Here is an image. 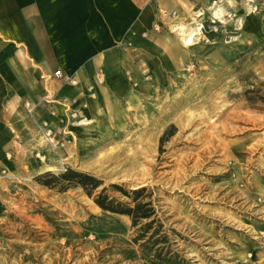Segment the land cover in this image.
<instances>
[{
	"label": "rangeland",
	"instance_id": "374dc122",
	"mask_svg": "<svg viewBox=\"0 0 264 264\" xmlns=\"http://www.w3.org/2000/svg\"><path fill=\"white\" fill-rule=\"evenodd\" d=\"M230 2H174L166 26L155 24L174 36L178 61L150 71L149 95L70 125L58 153L39 129L12 154L18 179H0V264H264V2ZM174 25L204 27L186 47ZM67 168L101 189L147 188L162 232L152 238L156 224L135 243L141 226L129 217L103 212L81 189L36 181Z\"/></svg>",
	"mask_w": 264,
	"mask_h": 264
},
{
	"label": "crops",
	"instance_id": "0c3cea01",
	"mask_svg": "<svg viewBox=\"0 0 264 264\" xmlns=\"http://www.w3.org/2000/svg\"><path fill=\"white\" fill-rule=\"evenodd\" d=\"M176 1L0 0V172L43 122L63 141L70 125L106 118L111 103L149 95L150 71L178 61L174 36L153 30L178 12Z\"/></svg>",
	"mask_w": 264,
	"mask_h": 264
},
{
	"label": "trees",
	"instance_id": "16d2710c",
	"mask_svg": "<svg viewBox=\"0 0 264 264\" xmlns=\"http://www.w3.org/2000/svg\"><path fill=\"white\" fill-rule=\"evenodd\" d=\"M176 127L171 126L161 139L163 144L166 139L175 135ZM36 181L49 189H57L64 193L70 189H81L83 193L92 199L97 207L103 212H108L116 215L127 216L131 219L132 227L140 228V234L135 238L134 242L143 241L154 230L155 225L158 228L152 235V238L158 236L163 229V225L158 219L156 210L152 201V194L147 188H140L133 191H127L120 185H110L104 187V182L84 172H78L71 168H67L60 175H55L51 172L44 173L36 177ZM110 193H120L123 197L130 200L129 203H122Z\"/></svg>",
	"mask_w": 264,
	"mask_h": 264
},
{
	"label": "built area",
	"instance_id": "2783aa9c",
	"mask_svg": "<svg viewBox=\"0 0 264 264\" xmlns=\"http://www.w3.org/2000/svg\"><path fill=\"white\" fill-rule=\"evenodd\" d=\"M254 11L256 12L257 11V7H255ZM202 26V29H203V25ZM153 30L155 32H161V27H160V24H155L154 27H153ZM55 77L56 78H62L63 75L61 73V71H57L55 73ZM99 83H103V81L100 79ZM76 117V115L74 116V118ZM40 130L43 134V138L45 140V143L51 147V149H53L56 153H58V150L60 149V147H63L64 146V142L61 144L62 141H58L56 142L55 141V133H54V130L52 129L50 123L48 122H43L41 125H40ZM65 141V140H63ZM60 145V147H59ZM12 156H8V159H11ZM0 178L1 179H7V180H16L18 179V177H14V176H11L8 172L7 169H3L0 173Z\"/></svg>",
	"mask_w": 264,
	"mask_h": 264
},
{
	"label": "bare ground",
	"instance_id": "6f19581e",
	"mask_svg": "<svg viewBox=\"0 0 264 264\" xmlns=\"http://www.w3.org/2000/svg\"><path fill=\"white\" fill-rule=\"evenodd\" d=\"M223 10L222 9H218L217 11V17L222 16ZM216 15V12H215ZM198 33L195 31V29L191 28L190 26H188L187 28L184 27H180V28H176L174 30V32L177 33L178 37L180 38V41L186 46V47H191L196 45V41H199V32L202 31V27L197 28ZM198 44V43H197ZM84 126L88 125L87 123L83 124ZM52 171V170H51Z\"/></svg>",
	"mask_w": 264,
	"mask_h": 264
}]
</instances>
